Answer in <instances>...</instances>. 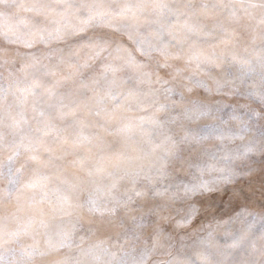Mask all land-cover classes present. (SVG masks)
Masks as SVG:
<instances>
[{
    "label": "snow or ice",
    "instance_id": "obj_1",
    "mask_svg": "<svg viewBox=\"0 0 264 264\" xmlns=\"http://www.w3.org/2000/svg\"><path fill=\"white\" fill-rule=\"evenodd\" d=\"M0 264H264V0H0Z\"/></svg>",
    "mask_w": 264,
    "mask_h": 264
}]
</instances>
